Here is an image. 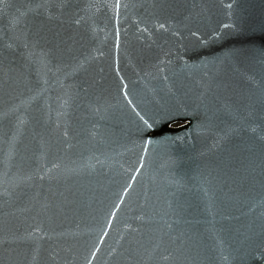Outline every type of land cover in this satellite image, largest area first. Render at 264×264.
<instances>
[{
  "label": "water",
  "instance_id": "water-1",
  "mask_svg": "<svg viewBox=\"0 0 264 264\" xmlns=\"http://www.w3.org/2000/svg\"><path fill=\"white\" fill-rule=\"evenodd\" d=\"M121 4L0 0V264H264V0Z\"/></svg>",
  "mask_w": 264,
  "mask_h": 264
},
{
  "label": "snow or ice",
  "instance_id": "snow-or-ice-1",
  "mask_svg": "<svg viewBox=\"0 0 264 264\" xmlns=\"http://www.w3.org/2000/svg\"><path fill=\"white\" fill-rule=\"evenodd\" d=\"M122 6H123L124 8H127V7H128L127 4L122 5V4H121V0H115V5H114V7H115V9H116V11H117V15L119 14V9H120ZM159 7L162 8L163 5H160ZM228 7L231 8L232 5L229 4ZM76 23H79V21L77 20ZM117 27H118V26H117ZM159 27H160V28H165V25H164V24H159ZM146 30H147V29H145V31H146ZM177 35H178V34H177ZM117 47H119V34H118V32H117ZM260 51H261V54H264V48H262ZM121 79H123V78L121 77ZM124 88H125V89L127 88V84H124ZM123 95H124L125 97H127V91H124ZM128 103L131 104V100H130V99L128 100ZM131 106H132V108H133L134 110L136 109V105H135V104H132ZM136 114H137V116L139 117L140 121H142V123H143V125L145 126V128H151V127H153V125L155 124V119H154V117H152L151 115L145 114V115H147V119H145V116H141V115L139 114V111H137ZM149 121H152V122L149 123ZM65 135H67V133H65ZM147 143L150 144V143H152V141H151V140H148ZM177 253H179L180 255H182V253H180V249H179V248H177ZM169 255L171 256L172 254L170 253ZM180 255H177V256H176V259H179V258H180ZM248 255L254 257V256H257L258 254H257V252H256L255 250H253V251L250 252ZM168 258H169V257H164V259H168Z\"/></svg>",
  "mask_w": 264,
  "mask_h": 264
}]
</instances>
